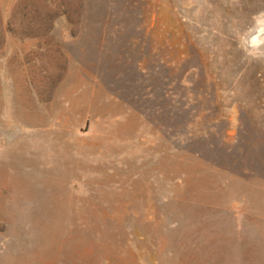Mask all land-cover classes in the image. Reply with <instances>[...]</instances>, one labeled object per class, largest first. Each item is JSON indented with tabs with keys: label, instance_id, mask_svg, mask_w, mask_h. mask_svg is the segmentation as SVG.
<instances>
[{
	"label": "rangeland",
	"instance_id": "rangeland-1",
	"mask_svg": "<svg viewBox=\"0 0 264 264\" xmlns=\"http://www.w3.org/2000/svg\"><path fill=\"white\" fill-rule=\"evenodd\" d=\"M264 0H0V264H264Z\"/></svg>",
	"mask_w": 264,
	"mask_h": 264
},
{
	"label": "clouds",
	"instance_id": "clouds-1",
	"mask_svg": "<svg viewBox=\"0 0 264 264\" xmlns=\"http://www.w3.org/2000/svg\"><path fill=\"white\" fill-rule=\"evenodd\" d=\"M260 23H264V21H261ZM262 32H264V29H261ZM264 43V40L259 39V34L257 37H253L252 44L253 46H258L259 44Z\"/></svg>",
	"mask_w": 264,
	"mask_h": 264
}]
</instances>
